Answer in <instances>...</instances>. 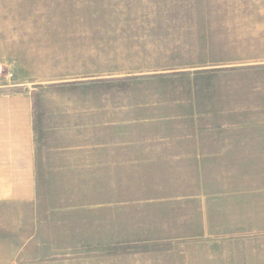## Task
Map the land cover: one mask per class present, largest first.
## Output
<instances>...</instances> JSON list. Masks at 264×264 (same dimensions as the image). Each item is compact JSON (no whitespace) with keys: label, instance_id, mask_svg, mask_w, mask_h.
<instances>
[{"label":"rangeland","instance_id":"rangeland-1","mask_svg":"<svg viewBox=\"0 0 264 264\" xmlns=\"http://www.w3.org/2000/svg\"><path fill=\"white\" fill-rule=\"evenodd\" d=\"M249 116H264V0H0V129L32 119L47 157L0 199V264H185L201 222L178 220L185 185L169 186L200 174L48 156L78 154V134L105 154L112 133L230 132Z\"/></svg>","mask_w":264,"mask_h":264},{"label":"crops","instance_id":"crops-1","mask_svg":"<svg viewBox=\"0 0 264 264\" xmlns=\"http://www.w3.org/2000/svg\"><path fill=\"white\" fill-rule=\"evenodd\" d=\"M215 123L224 128L220 120ZM242 124L234 122L230 132H116L105 139L111 145L105 154L93 150V134H78V154L48 157L71 163L78 173L103 166L110 174H200L169 186L185 185V196L174 198L184 200L178 220L201 222L198 233L190 235L197 239L186 244L185 264H264V116H249ZM16 128L0 129V199L31 187L38 160L46 165L47 157L33 152L32 119L26 135L14 134Z\"/></svg>","mask_w":264,"mask_h":264}]
</instances>
